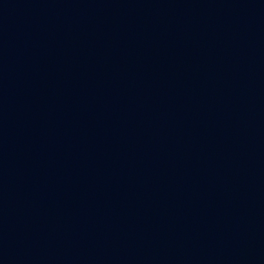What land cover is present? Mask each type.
Returning <instances> with one entry per match:
<instances>
[{
    "label": "water",
    "instance_id": "water-1",
    "mask_svg": "<svg viewBox=\"0 0 264 264\" xmlns=\"http://www.w3.org/2000/svg\"><path fill=\"white\" fill-rule=\"evenodd\" d=\"M0 264H264V0H0Z\"/></svg>",
    "mask_w": 264,
    "mask_h": 264
}]
</instances>
